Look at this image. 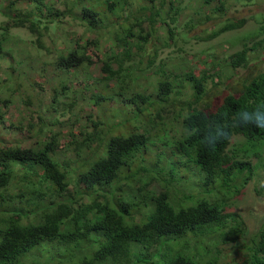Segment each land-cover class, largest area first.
Returning <instances> with one entry per match:
<instances>
[{"label":"trees","instance_id":"obj_1","mask_svg":"<svg viewBox=\"0 0 264 264\" xmlns=\"http://www.w3.org/2000/svg\"><path fill=\"white\" fill-rule=\"evenodd\" d=\"M138 1L0 0V264H264V210L251 229L229 210L264 170V128L233 123L264 109V9L232 54L158 46L239 30L264 0Z\"/></svg>","mask_w":264,"mask_h":264},{"label":"rangeland","instance_id":"obj_2","mask_svg":"<svg viewBox=\"0 0 264 264\" xmlns=\"http://www.w3.org/2000/svg\"><path fill=\"white\" fill-rule=\"evenodd\" d=\"M139 1L138 3L139 4L142 3V5H146L147 3V2H142V0H139ZM259 8L264 9V4L260 7L257 5H249V6L245 5V6L239 7L237 10H234L233 15H236L237 16L236 18H242V17L247 18L246 24L239 30L225 32L221 34L220 36H218L217 38L209 40L208 42H203L201 38L194 36L196 38L192 37L189 41V44L185 45L180 51H178L179 49L176 48V46H173L171 44L167 45L166 43L161 41L158 44V46L160 47L159 58H166L169 55H175L176 56L175 60H177L178 63H180L179 58L185 57L186 52L188 51L187 59H189V63H193L197 65V63L199 62L200 54H203L204 56H210L212 53L210 50H213L214 47H220L221 45L226 54H232L235 51L239 50L242 46V43L240 41L237 42V36L241 35L242 33L246 31H251L255 29L256 26L259 25V23L252 17V14L257 12ZM231 13L232 12H229L228 17L234 18V17H231L232 16ZM6 19L7 17H5L4 14L0 12V25L3 24L6 21ZM211 25H212V22H209L207 25L202 24L200 26H197L195 30L191 33V35L193 36L195 33H201V30L203 28L209 27ZM11 33L12 35H16L17 37L21 38V40H28V42L34 37L27 29H24V28H14L11 30ZM233 41L237 42V44L234 47L231 44ZM196 53H199V54H196ZM7 59H11V57H7ZM40 60L49 62L51 61V58L50 56H46L45 53L43 54L42 58L36 55L28 57V61L33 62L32 64H35L36 66L37 64L38 65L40 64ZM1 63H2V68H4V70L7 67H9L6 61L1 62ZM14 65L16 64L14 63ZM221 65H224V64L221 63ZM24 66L18 67V70L21 73H23L22 76L20 77V80H18L19 82L23 83L21 87V91L27 95L28 94L34 95L33 88L30 89L28 87L29 85H32V81L28 80L27 77L33 78V81H43L44 77L42 79L40 76L42 69L41 68L32 69L31 66H27V67H24ZM263 66H264V63H263ZM198 68H200V66H198ZM51 69L52 68H48V72L50 71L51 73L52 72ZM1 75H2L1 80L6 79L7 81L8 78L10 77L8 76L7 73H5V71L2 72ZM52 76H53V72L52 74L49 75V77H52ZM138 82L142 83L141 77L138 80ZM147 85L148 84H145V86ZM12 97H14V95ZM37 100L39 101V97H37ZM41 101L43 102V106H44L45 104L48 103V97L41 99ZM28 109L32 110V112L29 111ZM35 109H37V101L35 102V107L27 106V111L31 113L33 119L37 123L36 118L39 115V112ZM14 111H15V107L13 106L11 109V113H13ZM46 113L47 115H49L50 112H46ZM34 116L36 118H34ZM62 119H64V117H62ZM174 132L176 131L174 130ZM263 178H264V170H258L255 176L256 180L255 181L251 180L248 182L249 184H246L244 187H242L241 191L236 196H234V203L229 207L230 211H233V212L238 213L239 215L245 216V218L248 220L250 229H251V225L253 222L251 221V217H250L253 207L255 208V211H253L254 214L257 213V210L258 211L260 209L264 210V193L258 194L257 192H255L254 185H253L256 183L259 187H264V184H261V181ZM262 183H264V181Z\"/></svg>","mask_w":264,"mask_h":264},{"label":"clouds","instance_id":"obj_3","mask_svg":"<svg viewBox=\"0 0 264 264\" xmlns=\"http://www.w3.org/2000/svg\"><path fill=\"white\" fill-rule=\"evenodd\" d=\"M235 125L248 126L252 125L257 128H264V109L257 107L251 111L244 110L236 114V119L233 122ZM220 136L228 138V133L225 128L221 129ZM215 141H212L213 144Z\"/></svg>","mask_w":264,"mask_h":264}]
</instances>
